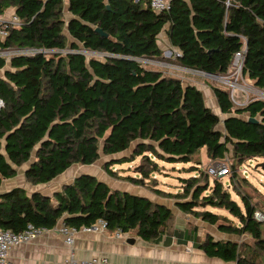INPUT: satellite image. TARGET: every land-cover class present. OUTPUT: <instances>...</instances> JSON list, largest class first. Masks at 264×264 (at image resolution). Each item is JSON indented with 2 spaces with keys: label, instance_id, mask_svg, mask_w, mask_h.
Returning <instances> with one entry per match:
<instances>
[{
  "label": "trees",
  "instance_id": "1",
  "mask_svg": "<svg viewBox=\"0 0 264 264\" xmlns=\"http://www.w3.org/2000/svg\"><path fill=\"white\" fill-rule=\"evenodd\" d=\"M9 7L17 9L20 25L0 41L1 48L82 46L103 58L72 53L11 59L15 71L0 78L5 104L0 111V187L23 167L30 185L49 184L73 165H94L101 152L112 157L104 172L135 186H144L159 171L156 160L196 164L204 148L212 162L230 155L234 163L227 184L214 178L211 185V176L196 167L199 176L181 179L182 191L173 196L176 208L218 226L221 233L250 238L235 242L209 236L198 245L207 256L264 264V221L255 219L258 207L242 190L249 181L237 175L246 161H264V100L239 107L228 88L211 85L222 119L197 87L137 61L163 60L158 41L164 29L171 48L180 53L174 59L177 65L205 74L226 73L234 55L245 48L244 76L264 92V0H173L162 13L128 0H69V21L64 0L0 1L1 14ZM66 28L75 42L66 36ZM4 66L1 58L0 69ZM129 150L131 157H117ZM138 157V176L114 171V166ZM163 193L156 190L157 195ZM207 207L228 212L237 223ZM100 219L110 231L135 232L151 241L165 234L173 213L89 174L52 196L21 187L0 192V228L6 231L21 233L29 225L52 231L61 220L80 229Z\"/></svg>",
  "mask_w": 264,
  "mask_h": 264
},
{
  "label": "crops",
  "instance_id": "2",
  "mask_svg": "<svg viewBox=\"0 0 264 264\" xmlns=\"http://www.w3.org/2000/svg\"><path fill=\"white\" fill-rule=\"evenodd\" d=\"M64 4L65 18L66 21H69L72 18V15L69 13V0H64ZM16 12V8L9 7L2 13V15L6 20H9L16 15ZM64 32L71 42H75V40L70 37L68 28H66ZM165 37L166 41H163L171 48L166 32ZM160 39L161 36L159 37V41ZM159 41L158 44L160 46ZM160 48L162 49L161 46ZM3 59L5 60V66L0 69V78L6 79V72L15 70L11 68V59ZM198 89L203 93L206 104L208 101L209 104H211V106H207L215 114L221 116L222 114L212 88L202 85L201 89ZM202 150H205L204 156L206 159H204V165H206L207 162H210L211 160L207 157L206 149L204 148ZM3 152L5 153L4 150ZM199 161L201 164L190 163L191 170L185 172L191 173L192 175L185 176L179 174L178 179H187L195 177V175L199 176V173L196 174L194 172V170L198 171L196 167L200 168V165H202L203 160L199 159ZM204 165L201 166L202 169ZM78 168V165H73L49 184L38 186L30 185L26 181L24 173L22 176L18 173L16 178L3 182L0 187V192L12 189L13 187H21L27 190V185L29 184L30 187H36L32 192H41L44 195L52 196L54 193L59 192L63 186L71 184L76 177L82 174H89L97 177L114 190L145 197L171 209L167 203L155 201V196L152 197V194L144 191L141 187L135 186L129 182H116L106 173L102 174L90 170L82 171ZM185 170H187V168H185ZM15 180L18 181L15 182ZM6 183H11L12 185L7 187ZM41 186L47 187L45 188V191L41 190ZM211 212L230 218L228 212L224 210H211ZM172 213L173 219L169 222L168 229L165 234L156 240H144L135 232L124 233L123 236L118 239L115 236V231L107 230L90 233L79 231L75 236L73 246H69L66 243L65 237L59 233L60 227L64 224L63 220H61L54 230L43 233L33 242L12 248L9 258L14 264H62L69 259L71 255L79 261H88L103 257L108 260L109 264H237L236 262H225L219 258L209 257L204 251L198 248V245L205 242L206 238L209 236L213 237L215 241H250V238L247 237L242 239L237 237V239H235L234 236L221 233L218 226H212L202 219H197L190 214H185L178 208L175 211L172 210ZM130 241L134 242L131 243Z\"/></svg>",
  "mask_w": 264,
  "mask_h": 264
},
{
  "label": "rangeland",
  "instance_id": "3",
  "mask_svg": "<svg viewBox=\"0 0 264 264\" xmlns=\"http://www.w3.org/2000/svg\"><path fill=\"white\" fill-rule=\"evenodd\" d=\"M165 32L166 30L164 29L159 35V37L161 36L159 43L163 50V55H162L163 60H148V59L138 60V62H140L143 65V67L149 70L162 71L164 72L165 75H168L174 78H179L184 82V84H190L200 89L202 85L209 86V87H211V85H215V86L220 85L219 83H217L214 79H212L209 76H206L200 73L191 72L190 70L182 69L180 66H178L174 60L175 58L173 57V55L169 56L170 53L174 54L175 50L171 49L169 46L165 44L164 42L166 41ZM88 58L89 59L90 58L102 59L101 56H98V55H93V56L89 55ZM242 84H243V81H242ZM258 93L259 92H255L251 94L249 98H246V96H243L241 92H237V98L239 102L242 104V105H239V107H243L244 105H247L248 103L254 100H259L260 95ZM242 97H243V100H242ZM207 105L211 106V104H209V101L207 102ZM221 118L224 119L225 116L221 115ZM219 129L221 131H224L223 124L219 126ZM204 153H205V150H201V153H200L201 157L197 158V160L198 159L203 160L202 165H200L201 169H202L201 166L205 164L204 159H206L204 156ZM123 156L131 157V150L123 154L117 155L118 158H121ZM110 160H112V157L105 156L101 152V158L94 165L92 166L78 165L79 166L78 169L82 171L90 170L92 172H100L102 174H105L102 168L104 164ZM156 161L158 162V166L160 168L159 171L152 174L151 176L152 178L144 181L145 182L144 186H138V187H141L144 191H147L150 194H152V197L155 196L154 197L155 201L165 202L167 203L168 206H170V208L173 211H175L177 208H176V202H175L176 198L174 197L182 191V187H183V183L181 182V180L178 179V175L179 174L185 175V176L192 175L191 173H185L186 171L191 170L190 165L189 164H169V163L167 164V163H164L158 160ZM224 161L227 162L228 166L230 167V172L232 173L233 171L232 165L234 162L231 156L229 155L228 158H226ZM263 162L264 161L261 159L246 161L241 167H239V170H237V175H238L239 180H242L244 178L249 181V183L245 185V188H243L242 190L251 197L253 204L258 207L257 210L261 212H264V167L261 166ZM210 163H212V161L207 162V164L204 165L203 167V171L207 175H208L207 168L209 167ZM141 164H142V158L138 157L135 159L134 162L117 165V166H114L113 169L114 171L117 172L119 176H125V177L134 176L135 177L137 175L136 174L137 168ZM185 168H187V170H185ZM23 170H24V167L21 170H19V173L21 174V176L23 175V172H22ZM194 172L196 174L199 173V171L197 170H194ZM229 176L218 178V180L221 179L225 184H227L230 179ZM209 178H210V184L213 185L214 178L212 177H209ZM114 180L116 182L122 181L118 179L117 180L114 179ZM17 181L18 180H15V182ZM11 185H12L11 183L7 184V187H10ZM35 188L36 187H30L29 184L27 185L28 192H32V190ZM40 188L41 190L45 191V188L47 187L41 186ZM157 189H159L162 193L163 192L164 193L162 195H157L156 194ZM169 193H171L170 196H169ZM231 195H232V198L242 206L240 197L237 195V193L231 190ZM205 209H209L212 211H218L216 209H212L211 207H207ZM230 218L233 219L237 223L236 219H234L231 216ZM234 238L237 239V237L235 236Z\"/></svg>",
  "mask_w": 264,
  "mask_h": 264
},
{
  "label": "built area",
  "instance_id": "4",
  "mask_svg": "<svg viewBox=\"0 0 264 264\" xmlns=\"http://www.w3.org/2000/svg\"><path fill=\"white\" fill-rule=\"evenodd\" d=\"M128 1H131L133 3H145L154 12L162 13L170 9V5L173 0H128ZM19 25H20V21L18 16L14 15L11 19L6 20L3 17V15L0 13V41L4 42L9 36L10 29L13 27H17ZM174 52H175L174 54L169 52L170 53L169 56L173 55V57L176 58L177 56L180 55L178 51L175 50ZM72 53L74 54L80 53L85 55L87 58L89 55L90 56L98 55L101 56V58H103L102 54L96 52H90L83 48H80L79 50L71 49V48L60 50V49H44V48L4 49L0 47V59L1 58L12 59L13 57L16 56L34 57L37 55L50 56L57 54L67 55ZM245 54H246V50L245 48H243L242 51L237 52L234 55L231 61V65L226 73L211 77L217 83L225 86L230 90L231 99L238 106L242 104L239 102L237 98V92H241L243 96H246V98H249V96L255 92H259L258 93L260 95L259 100H264V92L254 86L253 80L244 76L243 70H244ZM138 60L140 59H137V61ZM181 68L186 69L183 67ZM190 71L205 75L202 72L193 71V70ZM4 106L5 104L3 100L0 98V111L4 108ZM207 173L209 176L215 179L229 176L231 174L230 167L228 166L226 161L212 162L207 168ZM255 219L259 222L264 221V212L257 211L255 213ZM107 230L108 228L106 221L100 219L92 226L82 227L80 229L69 227L63 224L59 229V233L65 237L66 243L69 246H73L75 242V236L78 234L79 231L90 233V232H102ZM46 232L48 231L45 229L35 228L32 225H29L27 229L21 233H14L0 228V264H14L10 261L9 258V254L12 248L23 244L31 243L37 238H39L43 233ZM123 234L124 233L121 232L120 230L115 231V236L118 239H120V237H122ZM62 264H109V263L108 260L103 257L95 258L88 261H79L75 259L73 255H71V257Z\"/></svg>",
  "mask_w": 264,
  "mask_h": 264
},
{
  "label": "water",
  "instance_id": "5",
  "mask_svg": "<svg viewBox=\"0 0 264 264\" xmlns=\"http://www.w3.org/2000/svg\"><path fill=\"white\" fill-rule=\"evenodd\" d=\"M96 32H98L99 34L103 35V36H106L103 31L101 29H96ZM82 48V47H81ZM205 74V73H204ZM206 76H209V77H213L215 75H210V74H205ZM249 122L251 123H259V120L255 119V118H250L248 120ZM262 167H264V162L262 163L261 165ZM25 170V169H24ZM24 170L22 172H24ZM131 243L134 242V241H130Z\"/></svg>",
  "mask_w": 264,
  "mask_h": 264
}]
</instances>
